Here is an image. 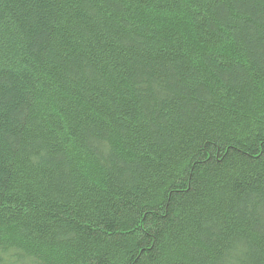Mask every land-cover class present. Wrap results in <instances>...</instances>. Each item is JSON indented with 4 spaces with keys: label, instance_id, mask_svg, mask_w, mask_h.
Instances as JSON below:
<instances>
[{
    "label": "trees",
    "instance_id": "trees-1",
    "mask_svg": "<svg viewBox=\"0 0 264 264\" xmlns=\"http://www.w3.org/2000/svg\"><path fill=\"white\" fill-rule=\"evenodd\" d=\"M0 264H264V0H0Z\"/></svg>",
    "mask_w": 264,
    "mask_h": 264
}]
</instances>
